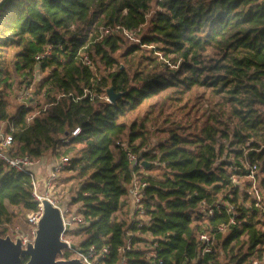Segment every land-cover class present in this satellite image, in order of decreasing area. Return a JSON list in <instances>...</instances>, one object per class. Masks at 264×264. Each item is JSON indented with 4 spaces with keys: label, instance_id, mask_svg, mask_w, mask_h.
I'll use <instances>...</instances> for the list:
<instances>
[{
    "label": "trees",
    "instance_id": "16d2710c",
    "mask_svg": "<svg viewBox=\"0 0 264 264\" xmlns=\"http://www.w3.org/2000/svg\"><path fill=\"white\" fill-rule=\"evenodd\" d=\"M115 26L133 30L138 41L122 29L99 37L102 27ZM46 47L49 55L36 61ZM10 50L11 64L23 74L22 90L37 72L30 97L12 112ZM83 55L92 67L82 62ZM109 87L120 93L113 103L104 99ZM199 88L216 97L199 132H184L187 125L171 121L173 127L164 129L167 138L155 145L158 151L141 153L146 161L157 160L163 172L143 176L154 166L148 165L139 173L148 182L147 219L136 227L124 209L132 176L125 148L138 153L149 143L148 130L144 118L126 120L144 104H186ZM75 127L79 133L63 142ZM0 130L12 135L10 155L70 154L63 171L71 175L65 180L75 179L79 188L66 204H78L75 210L88 224L64 236H82L81 249L108 247L106 264L115 263L128 231L133 233L128 264L261 259L264 213L252 195L248 200L249 180L242 200L250 204H239L231 175L247 178L245 168L233 170L241 166L245 147L248 162L257 164L260 177L257 170L254 176L264 195V0H3ZM225 202L235 208L236 224L221 231L230 218ZM209 204L221 207L205 216L202 209ZM36 206L28 174L0 161V234H7L17 216L12 209ZM201 232L213 236L210 251L203 252ZM70 252L63 250L58 258L67 259Z\"/></svg>",
    "mask_w": 264,
    "mask_h": 264
},
{
    "label": "built area",
    "instance_id": "2783aa9c",
    "mask_svg": "<svg viewBox=\"0 0 264 264\" xmlns=\"http://www.w3.org/2000/svg\"><path fill=\"white\" fill-rule=\"evenodd\" d=\"M122 29L124 35L131 40L138 41V39H133L135 36V32L133 30H127L123 27L115 26V27H102L100 29V36H105L107 34L114 33L115 31ZM50 53L49 47H46L42 52L35 55V60L39 61L44 57L48 56ZM82 62L89 67H92L91 59L83 55ZM37 81V72L36 69L31 72V80L28 83L27 87L22 90L19 94V99L25 101L28 97H30V92L33 89L34 84ZM104 99L108 102L107 95L104 96ZM34 116L31 115L30 117ZM80 131L79 127H75L69 134L63 138V142H68L69 139L75 135H77ZM12 135L11 133H4L0 130V161L10 169H15L20 172L27 173L29 176V183L31 186V195L33 199L36 201L37 206L34 210H26L25 213V223L27 225L26 230H22L19 225H14L10 228L9 235L13 241L18 240L20 242V246L23 249H26L28 245H32L35 238L36 232L38 229L39 221L44 212L43 200L46 199L50 202V204L56 208H58L61 220H62V231L60 233V240L67 243V248L61 250V253L65 249H69L74 253V257L79 259L83 264H106V260L110 254V249L106 246H102L100 248L95 245H90L87 249H81L78 245L74 244L71 239L64 236L66 230L77 227H83L88 224V221L83 217V215L77 213L75 209H71L68 204H63L58 196H54L55 188L57 180L61 174V172L69 165V156L63 155L58 158H54L50 164H47L46 156L31 158L28 155H10V150L12 147ZM246 143L245 146H247ZM247 150L245 147L243 148V155L238 159L240 165H234L233 170L245 168L248 170L247 178L250 179V190L253 194L255 205L258 206L261 211L264 213V206L261 204V195L257 188L255 172L257 170L256 163L248 162L246 158ZM125 154L127 158L128 165L130 169H132V176L128 183V197L130 201V213H131V221L133 225L136 227H141L146 224V213L144 206V190L148 186V182L141 178L139 174L144 168L148 165H158L157 160H148V165L143 163L144 159L141 157V153L133 152L132 150L125 148ZM231 183L234 186H239L240 179L236 174L231 175ZM40 187L41 190L40 191ZM220 205L213 206L209 204L204 206L202 212L205 216H212L214 213V209L220 208ZM226 208L227 212H230V218L227 225H220L219 230H225L228 225L236 224L235 216V208L232 204L225 202L223 206ZM139 233L134 232V234ZM133 233L128 231L127 239L123 246L118 248L119 256L114 264H128L126 252L131 248V236ZM213 236L207 232H201L199 234V240L204 243L203 252L210 251L212 244ZM73 244V246H72ZM60 253V254H61ZM59 255V254H58ZM57 255V258H58ZM150 256L156 258V254L154 252H150ZM23 259H27L26 257ZM22 259V260H23ZM65 259V258H58ZM70 259V258H67ZM161 262V260H157ZM26 262V261H25ZM24 262V263H25ZM251 264H257V260H254Z\"/></svg>",
    "mask_w": 264,
    "mask_h": 264
},
{
    "label": "rangeland",
    "instance_id": "374dc122",
    "mask_svg": "<svg viewBox=\"0 0 264 264\" xmlns=\"http://www.w3.org/2000/svg\"><path fill=\"white\" fill-rule=\"evenodd\" d=\"M138 37L134 36L133 39H136ZM134 41V40H132ZM14 50H10L8 54V62H9V67L11 71V83L12 87L8 95V100H9V110L12 112L14 108L20 104L24 103L22 100L19 99V94L22 92L21 90L23 89V86L19 84L21 80V76L23 74L21 72H18L14 69L13 65L11 64V58L13 55ZM188 99V102L185 104L183 101H175V102H166L163 104L158 103L157 105L154 104L153 108H149V104H144L141 106V108L131 114L128 119L126 120L128 123H131L136 119V122H139L142 120L144 125L146 126V129L148 130L147 132V137L149 143L142 147L138 153H142L148 149H152L153 147L155 148V145L159 143L160 141H163L167 138L168 132L164 129L167 127L172 128L173 124L170 123L171 121H174L175 123L179 124H185L187 125L186 128H184V132H199V125L203 123V120L206 118V116L209 114L212 108H216L214 105V102L216 101V97L211 96V94L208 91H205L202 88H199L197 91H192L188 94V97L185 98ZM170 104V105H168ZM192 106V107H191ZM161 108H165L164 111H160ZM166 119V120H165ZM1 127H4V123L1 124ZM125 145V144H124ZM155 151H158L157 148H155ZM70 156V154H68ZM46 159H47V164H50V162L53 160L54 156L50 153L46 154ZM163 172L162 168L156 167L155 165L153 168L149 171L143 172V176H153V177H158L161 173ZM260 177L259 171L257 170L256 175ZM71 175V172L69 171H62L57 183H56V188H55V195L58 196L60 200L64 204L68 202L67 199L71 197V195H75L77 189L79 188V184L75 179H68L65 180L66 177ZM256 178V177H255ZM64 179V181H63ZM250 181L249 178H241L240 179V184H239V192H238V202L239 204H243L244 207H248L250 202H243L242 200V193L246 187H244V184L246 181ZM258 179H256V184ZM258 187V186H257ZM40 191L41 187H40ZM247 192L249 193V199L253 196L252 192L250 189H247ZM251 193V194H250ZM252 195V196H251ZM261 204L264 206V195L261 197ZM71 209H76L79 207L78 204L75 205H69ZM12 209V208H11ZM124 209H126L127 213V221L128 223L131 221V213H130V205L128 202L126 203ZM17 212V216L14 218V222L11 227L14 225H19L22 230H26L27 225L25 223V213L26 210L21 208V209H12ZM10 227V228H11ZM7 233H10V229L5 230ZM137 235L142 236V237H147V234L140 235L137 233ZM73 243L76 245H80L81 239H83L82 236L79 237H74V236H69ZM216 239L213 241L215 245ZM67 252H70L68 250H64ZM74 257V253L70 252L69 253V258ZM257 260V264H263L264 263V251L262 254L261 259H255ZM251 264V263H249Z\"/></svg>",
    "mask_w": 264,
    "mask_h": 264
},
{
    "label": "water",
    "instance_id": "95a60500",
    "mask_svg": "<svg viewBox=\"0 0 264 264\" xmlns=\"http://www.w3.org/2000/svg\"><path fill=\"white\" fill-rule=\"evenodd\" d=\"M3 0H0V3ZM120 93L113 87L107 90L108 100L113 103ZM143 163L148 165L146 160ZM44 212L39 221L36 238L26 249L21 248L18 240L13 241L9 235L0 234V264H83L77 258L58 259L61 250L67 248V243L60 240L62 220L58 208L52 206L46 199L43 200ZM73 246V244H72Z\"/></svg>",
    "mask_w": 264,
    "mask_h": 264
},
{
    "label": "crops",
    "instance_id": "0c3cea01",
    "mask_svg": "<svg viewBox=\"0 0 264 264\" xmlns=\"http://www.w3.org/2000/svg\"><path fill=\"white\" fill-rule=\"evenodd\" d=\"M48 165H51V164H48ZM128 204L130 205L129 197H128Z\"/></svg>",
    "mask_w": 264,
    "mask_h": 264
}]
</instances>
